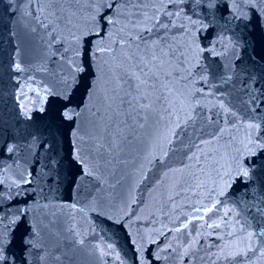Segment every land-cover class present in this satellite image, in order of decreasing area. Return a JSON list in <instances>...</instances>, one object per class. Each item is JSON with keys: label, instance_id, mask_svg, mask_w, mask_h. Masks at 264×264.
I'll list each match as a JSON object with an SVG mask.
<instances>
[{"label": "water", "instance_id": "1", "mask_svg": "<svg viewBox=\"0 0 264 264\" xmlns=\"http://www.w3.org/2000/svg\"><path fill=\"white\" fill-rule=\"evenodd\" d=\"M96 4L0 0L2 264H264V0Z\"/></svg>", "mask_w": 264, "mask_h": 264}, {"label": "snow or ice", "instance_id": "2", "mask_svg": "<svg viewBox=\"0 0 264 264\" xmlns=\"http://www.w3.org/2000/svg\"><path fill=\"white\" fill-rule=\"evenodd\" d=\"M122 0H112L111 3H109V0H97L95 12L92 16V28L88 31L87 35L94 36L98 42H103L105 38L108 36V25L114 23V14L116 9L120 7ZM130 2V0H129ZM169 2H174V0H169ZM180 2H183V0H180ZM195 3L200 4L205 2V0H194ZM209 4L212 3V0H207ZM135 26V25H134ZM164 27L167 28L168 25H160V22L157 21L155 27ZM147 32L151 33L152 28H146ZM140 39L143 40V35L140 36ZM90 42V41H89ZM99 51H104V48H99ZM203 51V49H201ZM155 58V57H154ZM141 71H144V69H141ZM146 83V81H145ZM65 118L71 119V114L67 111L64 113ZM254 127L259 128V125H254ZM8 151L11 152L12 148H8ZM244 175H247V172H244ZM211 211V209H205V212ZM258 211H261L264 213V209H258ZM198 219H203V217H198ZM186 227V225H185ZM216 227H220V225H216ZM264 235V233H262ZM2 243V242H0ZM247 251H255L250 245L247 248ZM239 254L246 255L247 253L241 250ZM261 254L264 255V249L261 250ZM5 257L2 253V248H0V264L4 261ZM159 259V257H157Z\"/></svg>", "mask_w": 264, "mask_h": 264}]
</instances>
